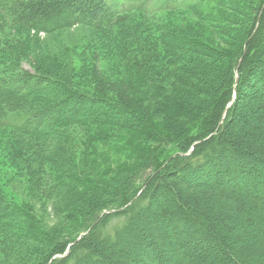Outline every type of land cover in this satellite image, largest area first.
I'll return each mask as SVG.
<instances>
[{"label":"trees","instance_id":"trees-1","mask_svg":"<svg viewBox=\"0 0 264 264\" xmlns=\"http://www.w3.org/2000/svg\"><path fill=\"white\" fill-rule=\"evenodd\" d=\"M203 2L0 0V140L15 142L25 136L37 140L34 157L49 160L55 182L86 172L81 160L70 162L63 149L48 151L50 141L70 137L71 128L138 129L146 143L136 146L120 167L109 170L116 175L110 184L99 187L97 180L92 187L111 197L121 190L115 181L140 182L120 192L113 207L99 198L89 204L95 210L66 198L64 204L53 205L54 213H62L66 222L85 228L73 240H58L37 216L0 191V233L12 232L40 245L56 242L36 264H264V0L234 62L208 78V84L222 81L223 93L199 109L196 121L169 131L149 122L133 106L80 92L52 72L31 74L15 68L33 36L85 26L109 38L121 35L123 42L143 26L131 16L152 20L159 14L192 11ZM188 41L205 56L215 53L206 44ZM240 100L244 102L237 111ZM94 105L107 107L111 114L78 116ZM116 115L136 126L118 121ZM51 116L55 118L48 122ZM171 142L175 144L168 148ZM23 148H9L10 160L12 155H27ZM76 199L85 200L80 195Z\"/></svg>","mask_w":264,"mask_h":264},{"label":"rangeland","instance_id":"rangeland-1","mask_svg":"<svg viewBox=\"0 0 264 264\" xmlns=\"http://www.w3.org/2000/svg\"><path fill=\"white\" fill-rule=\"evenodd\" d=\"M262 1L206 0L192 11L159 14L152 20L131 16L133 22L143 26L135 28V36L126 35L125 44L119 41L121 35L109 38L104 32L85 26H74L51 35L39 34L28 43L24 57L16 59L15 68L31 74L52 72L80 92H91L118 104L133 106L145 114L149 122L169 131L176 125L196 121L200 117L199 109L213 103L223 93L222 81L208 84V78L225 72L234 62ZM191 39L214 49L213 56L192 49L188 41ZM126 44L127 50L124 49ZM243 102H238L237 111H241ZM87 110L78 116L111 114L101 105L89 106ZM115 117L124 124L136 126L124 116ZM53 118L55 116L48 122ZM136 131L120 127H74L67 131L70 137L49 140V152L51 148L63 149L61 153H65L70 162L80 159L82 170L86 171L79 174L75 169L78 178L67 176L62 182H55L51 176L49 160L34 157L39 151L37 140L25 136L13 142L1 137L0 191L12 203L37 216L58 240L81 237L85 228L66 222L62 213H54L53 205L64 204L66 198L80 208L88 206L95 210L89 204L99 198L104 205L113 207L123 192L136 188L139 181L125 185L123 179L115 181L121 190L111 197L92 188L97 180L102 184L99 187L110 184L116 175L112 176L109 170L120 167L131 152H136V146L146 144ZM170 144L168 148L175 143ZM17 145L24 147L27 155L22 158L12 155L10 160L7 150ZM157 147L166 149L163 145L157 144ZM59 152L56 150L57 154ZM55 183H59L58 186L55 187ZM79 195L85 200L75 201ZM14 235L0 233V264H36L56 243L40 245Z\"/></svg>","mask_w":264,"mask_h":264}]
</instances>
